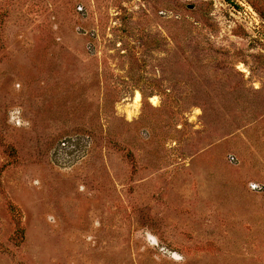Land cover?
I'll use <instances>...</instances> for the list:
<instances>
[{"label": "rangeland", "instance_id": "obj_1", "mask_svg": "<svg viewBox=\"0 0 264 264\" xmlns=\"http://www.w3.org/2000/svg\"><path fill=\"white\" fill-rule=\"evenodd\" d=\"M0 264H264V0H0Z\"/></svg>", "mask_w": 264, "mask_h": 264}, {"label": "bare ground", "instance_id": "obj_2", "mask_svg": "<svg viewBox=\"0 0 264 264\" xmlns=\"http://www.w3.org/2000/svg\"><path fill=\"white\" fill-rule=\"evenodd\" d=\"M139 99H140L139 95H136V97H135V102H136V103L139 102Z\"/></svg>", "mask_w": 264, "mask_h": 264}, {"label": "trees", "instance_id": "obj_3", "mask_svg": "<svg viewBox=\"0 0 264 264\" xmlns=\"http://www.w3.org/2000/svg\"><path fill=\"white\" fill-rule=\"evenodd\" d=\"M12 208V207H11Z\"/></svg>", "mask_w": 264, "mask_h": 264}]
</instances>
